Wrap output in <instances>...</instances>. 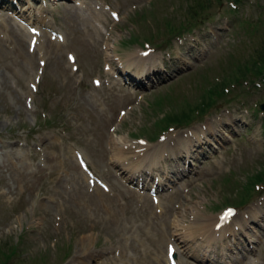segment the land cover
<instances>
[{"label": "rangeland", "instance_id": "rangeland-1", "mask_svg": "<svg viewBox=\"0 0 264 264\" xmlns=\"http://www.w3.org/2000/svg\"><path fill=\"white\" fill-rule=\"evenodd\" d=\"M185 1L0 0V246L18 244L13 264H168V243L172 264H207L176 222L231 206L237 236L217 261L264 264V183L247 188L264 177V82L229 85L264 38V0L203 4L195 29L167 34L188 18ZM224 85L230 95L195 112ZM190 110L189 125L164 132L183 134L169 142L174 161L117 175L114 140L155 145L157 119Z\"/></svg>", "mask_w": 264, "mask_h": 264}, {"label": "bare ground", "instance_id": "bare-ground-1", "mask_svg": "<svg viewBox=\"0 0 264 264\" xmlns=\"http://www.w3.org/2000/svg\"><path fill=\"white\" fill-rule=\"evenodd\" d=\"M175 137H181L180 139L181 141L184 139L183 134H180V135L169 134L168 137L162 142H159L155 145L146 143L145 145H140L137 149L132 150L130 152H127L122 149V147L127 144V140L123 138L114 140L112 143L113 152H112L111 157H112L113 163L116 164L115 171L117 172V175L123 178V181L126 182V181H129V179H132L135 173L142 172V168L143 169L155 168L157 162L161 161V159L158 158L159 154L161 155L165 154L166 158L167 156H170L169 159L174 161L173 157H175V151L173 150L171 151L168 148H169L170 140H172ZM180 140L178 139V142H180ZM148 171H151V170H148ZM250 208L251 207H249V209ZM194 215L196 216V214ZM235 219H237V217H234L232 222ZM217 220L218 221L220 220V215L217 218H214L212 216H207L206 218L204 216V218L201 221H198L194 217V219H192L189 225H187L186 227L182 226V228L176 222L175 229L178 230L177 228H179L178 231L182 232V234L179 233V236H180V238H178L179 243L182 244L184 240L185 241L196 240V236L197 237L199 236L201 238V241L205 244L204 246L208 248V247H211L212 245L209 244V241L205 243V240H209L211 237L212 238L215 237L219 239V242H221L222 246L224 247L225 240L228 238L226 237V233L229 232L232 222L228 226H225V225L229 221L226 223H222L219 227H217L216 225V228H218V230L216 231L214 230V226L217 223ZM225 229H227L228 231H226ZM223 247H222V252H221L222 255H223ZM225 249L228 250V247H226ZM228 257L232 261H234L233 255L229 254ZM202 260L209 261L210 258L203 256ZM219 263L223 264L222 262H219Z\"/></svg>", "mask_w": 264, "mask_h": 264}, {"label": "trees", "instance_id": "trees-1", "mask_svg": "<svg viewBox=\"0 0 264 264\" xmlns=\"http://www.w3.org/2000/svg\"><path fill=\"white\" fill-rule=\"evenodd\" d=\"M185 2L187 4L188 9L185 10L184 14H187L188 18L185 19L183 21V23L181 24V26H179V27L168 26V24H167L166 25L167 34H172L174 31H177V30L181 31V30H184V29H187V28L193 26L191 24L190 18L195 16L196 14H198L199 16L201 15V11H203V9H204V7H202V5L203 4L206 5L207 3H211L212 5L215 3L217 4L219 2V0H187ZM194 7H196V8L198 7V9H193ZM259 13H260L259 20H262L264 22V8L261 9L259 11ZM246 22H247L246 26L250 27L251 22L249 20H246ZM249 33H250V29H249ZM263 35H264V31H263ZM252 53H253V55H252V59L250 61L251 66L247 65V68L245 71H241V69H238V68H235L233 70L234 73H232V71H230V75L233 74L234 80L229 81L230 82L229 85H234L236 83L239 84L242 78H248V76H251L253 78L264 77V38L260 42V45L258 47H256L255 51ZM224 76H226V75H224ZM225 82H227V81L226 80L223 81V84H225ZM222 90H223V93L225 91L228 95H230L232 92V89H230V87L227 85H224L223 88L218 90V91H214L213 88H212V90L211 89L207 90L206 95L203 97V98H207V99L202 103V105H198V106L194 107L195 112L200 113L201 115H204L205 110L207 108H209L217 98L222 97V94H223ZM155 103L157 105L162 104L160 100H157ZM191 109H193V108H191ZM191 111L192 110H190V112L189 111L188 112L174 111L172 113H167L165 115H162L155 122L156 128L158 127V131H159V129H162V128L165 129V128L169 127L170 125H173V124L174 125H188L191 123V121L194 118V115H193V113H191ZM152 134H154V133H152ZM256 177H258V176H256ZM257 183H264V177L255 178V180H250L249 185H247V188L248 187L252 188ZM248 191H250V190L248 189ZM251 192H252V190H251ZM14 246L16 249V247H18V244H15ZM15 249L7 248L4 250V246H2V247L0 246V264H13L14 263L13 262V256L17 254Z\"/></svg>", "mask_w": 264, "mask_h": 264}, {"label": "water", "instance_id": "water-1", "mask_svg": "<svg viewBox=\"0 0 264 264\" xmlns=\"http://www.w3.org/2000/svg\"><path fill=\"white\" fill-rule=\"evenodd\" d=\"M260 108L264 110V102L260 104Z\"/></svg>", "mask_w": 264, "mask_h": 264}, {"label": "snow or ice", "instance_id": "snow-or-ice-1", "mask_svg": "<svg viewBox=\"0 0 264 264\" xmlns=\"http://www.w3.org/2000/svg\"><path fill=\"white\" fill-rule=\"evenodd\" d=\"M231 214H232L231 211H229L228 215H231ZM170 254H171V250H170Z\"/></svg>", "mask_w": 264, "mask_h": 264}]
</instances>
